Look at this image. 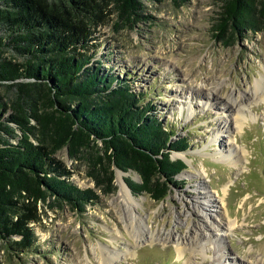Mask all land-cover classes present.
<instances>
[{"label": "rangeland", "instance_id": "obj_1", "mask_svg": "<svg viewBox=\"0 0 264 264\" xmlns=\"http://www.w3.org/2000/svg\"><path fill=\"white\" fill-rule=\"evenodd\" d=\"M141 3L135 21L101 29L90 65L141 94L173 141L187 140L184 151L170 154L187 167L159 202L134 195L124 177L138 175L118 169L113 192L98 191L82 211L51 202L32 224L35 247L2 250L0 264H104L105 257L111 264H264V99L255 93L258 80L264 86V30L214 38L221 0ZM237 112L240 127L232 119ZM58 155L77 168L75 184L97 189L87 162L65 149ZM119 179L138 201L134 209L120 195ZM216 208L231 226L223 232L205 228L219 221ZM195 235L193 247L178 249Z\"/></svg>", "mask_w": 264, "mask_h": 264}, {"label": "trees", "instance_id": "obj_2", "mask_svg": "<svg viewBox=\"0 0 264 264\" xmlns=\"http://www.w3.org/2000/svg\"><path fill=\"white\" fill-rule=\"evenodd\" d=\"M213 36L264 30V0H221ZM141 0H0V252L37 243L46 208L82 211L113 192L114 170L134 195L155 201L187 164L172 159L186 139L151 114L118 77L90 65L101 29L133 22ZM87 162L97 189L72 181L58 153Z\"/></svg>", "mask_w": 264, "mask_h": 264}, {"label": "bare ground", "instance_id": "obj_3", "mask_svg": "<svg viewBox=\"0 0 264 264\" xmlns=\"http://www.w3.org/2000/svg\"><path fill=\"white\" fill-rule=\"evenodd\" d=\"M261 81H257L256 85H255V93H257L258 91L261 92V98L264 99V86H261ZM254 93V94H255ZM229 100L227 101L228 103H230V105H232L233 107L235 106V104H237V101L236 99H232L231 97H228ZM238 105V104H237ZM241 111V110H240ZM243 118V114L240 113V112H237L236 114H234L232 116V119L234 120L235 124L238 125V127H240L242 125V120ZM178 155H183L182 153H179ZM119 184H120V190H119V193L120 195L122 196L123 200L129 205L131 206L132 209H134V207L138 204V201L130 194V191L129 189L127 188V186L121 181V179H119ZM208 201L209 204H211L209 200H206ZM210 206L212 207H217L213 204H211ZM216 212V215L220 218L219 221L216 223L215 221H211L210 225L205 227L206 230L212 232L213 230L215 231H218V232H223L225 231V227H231L229 226L228 223H226L222 217V212H220V209L216 208L215 210ZM218 217H215V218H218ZM209 218H210V215H209ZM214 218V220H216ZM211 219V218H210ZM200 239V235H195L193 237H190V238H187V240L185 242H182V241H178L177 244H178V249L179 250H183L185 251L186 250V246H188L189 248L190 247H193L196 242ZM111 258H108V257H105L104 260H103V263L104 264H111Z\"/></svg>", "mask_w": 264, "mask_h": 264}, {"label": "water", "instance_id": "obj_4", "mask_svg": "<svg viewBox=\"0 0 264 264\" xmlns=\"http://www.w3.org/2000/svg\"><path fill=\"white\" fill-rule=\"evenodd\" d=\"M123 172V171H122Z\"/></svg>", "mask_w": 264, "mask_h": 264}]
</instances>
